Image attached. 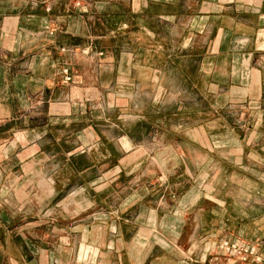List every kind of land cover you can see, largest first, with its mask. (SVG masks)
Wrapping results in <instances>:
<instances>
[{
  "label": "crops",
  "instance_id": "0c3cea01",
  "mask_svg": "<svg viewBox=\"0 0 264 264\" xmlns=\"http://www.w3.org/2000/svg\"><path fill=\"white\" fill-rule=\"evenodd\" d=\"M142 64L151 65L150 74L136 70ZM175 64H185L178 89L166 75ZM67 66L73 82L64 80ZM193 89L243 101L256 115L232 121L230 135L185 137L187 144L230 143V157L219 154L215 172L229 170L230 182L216 177L186 193L183 184L179 193L171 181L185 182V165L174 157V139L135 138L123 129L119 136L101 135L91 97H110L105 106L111 111L131 96ZM54 96L48 122L0 151V264H208L219 240L258 242L264 234V219L253 218L251 204L264 197V0H0L1 117L38 112ZM59 123L70 131L48 137L50 125ZM151 140L163 147L148 149ZM110 159L119 162L101 172L107 176L102 183L92 171ZM84 174L90 178L78 184ZM35 175L51 182L53 195L66 193L54 211L59 233L51 238L65 242L56 251L15 244L8 198L30 191ZM80 192L88 206L78 233L63 224L77 222L72 207ZM28 226L21 236L32 243ZM79 239L92 248L77 251ZM67 246L70 251H61ZM79 253L87 258L79 260Z\"/></svg>",
  "mask_w": 264,
  "mask_h": 264
},
{
  "label": "rangeland",
  "instance_id": "374dc122",
  "mask_svg": "<svg viewBox=\"0 0 264 264\" xmlns=\"http://www.w3.org/2000/svg\"><path fill=\"white\" fill-rule=\"evenodd\" d=\"M136 66H138L136 70L142 75L151 73L149 70L151 65L142 64ZM161 66L163 68L161 69L162 72H166L164 65H158V67ZM188 66L193 68L191 70L195 71V67L191 65ZM128 67L131 68V65H121V68H125V70H127L126 68ZM173 68L174 69H171V71L166 72L168 77H172V81H169L168 84L178 89L182 83L178 80V76L181 74L185 76V64H175ZM56 98L57 96H54L53 99L50 100L49 97L38 112L26 113L21 111L12 121H7L0 115V151L5 150L7 141L12 139H23L27 136V131H31V129L37 128V126L45 125L50 119L51 106ZM91 98L93 99L92 109L94 123L98 133L103 136L109 133L113 136H119L123 131H126L129 132L131 136H135V138L145 139L157 136L159 138L158 141L165 137H172L174 139V157L175 159H179V163H182L180 165H185V182H183L184 179H179L178 181L175 178L171 181L172 184H175L174 191L177 189V184L180 185L178 186L179 193L183 190V184H185L186 193L189 189H195V185L200 182L207 184L213 183L216 177L219 184H228L230 182L229 170L223 175L216 176V173L220 170V168L217 169V167L220 166V164L217 163L218 160H220L219 154L222 155L221 158L223 159L230 157L228 154L230 143H217L215 145L187 144L185 143V137L230 135L229 125L232 121H237L240 124V121L252 119L255 117L253 115H256L255 113L251 115L246 107L242 106L245 104L243 101L230 102L229 96L220 98L214 95H201L194 89L190 90L189 94L184 93L183 95L174 93L173 95L159 96H150L147 94L135 97L131 96L121 107L112 108L111 111H107L105 106L107 105V101L110 100V97H102V99H100V97ZM99 103L104 107L99 105ZM107 120L115 122V124L120 127L109 128ZM217 123L220 124L218 125ZM121 129H123V131ZM237 130L240 133L243 128L239 127ZM49 131L48 137L53 138L54 136L58 137L63 133L69 132L70 128L59 123L50 125ZM216 131L218 132L216 133ZM73 132H76V129H74ZM125 145L126 147L129 146L128 144ZM146 146L151 150L163 147V145L156 140H151ZM183 159H185V164ZM17 162L18 160L14 159V163ZM118 162L117 159L98 161L92 173L94 176L98 177L102 183H105L107 176L104 174L101 175V172ZM18 170L19 169L16 168L14 172L16 173ZM14 177L16 178V176ZM89 178V176L84 174L78 178L76 182L78 184H85L86 180ZM249 178L251 180L255 179L254 177ZM164 180V177H161V181ZM30 182V191L26 193L13 191L8 198V207H10V212L13 216L11 217V228H13L12 230L16 238L15 244L18 247L20 246L24 251H34L33 249L36 251H56L55 248H59L60 245L64 246L65 242L64 240H60L59 242L57 239L52 240L51 238L53 235L59 233V231L56 232L54 228V211L57 208V203L62 200L66 193L63 192L58 195H53L51 190H49L50 186H52L51 182L46 181V177L42 175L31 176ZM259 182L261 181L257 179L255 183L260 184ZM239 183H241L240 185L245 184V177L239 178ZM39 185L41 188H38ZM114 186L116 187V184ZM115 190H117V188ZM83 194V192H80L79 198L81 201L77 206L72 207V214L74 218L76 217L77 222L73 224H63V226H70L74 229L78 227V233H81L84 229L85 221L81 218L84 217L88 206L87 199ZM1 195L2 193H0V199L2 197ZM251 204L254 209L253 218L259 220L264 219V197L255 196ZM2 209H5V205L0 206V211ZM59 211L58 209L56 212L59 213ZM27 225H29L27 229L28 234H25V236L29 237L32 243L21 236L22 227ZM257 239L264 251V234L260 235ZM78 242L77 251H81L82 245L86 247L89 246L84 242L80 245V239ZM61 251L70 250L67 246L66 248H62ZM79 255V260H85V258H87L84 254L82 255L79 253Z\"/></svg>",
  "mask_w": 264,
  "mask_h": 264
},
{
  "label": "built area",
  "instance_id": "2783aa9c",
  "mask_svg": "<svg viewBox=\"0 0 264 264\" xmlns=\"http://www.w3.org/2000/svg\"><path fill=\"white\" fill-rule=\"evenodd\" d=\"M80 5V2L77 3ZM65 82H73L74 74L70 66L63 69ZM208 264H264V251L259 242L244 238H224L210 249Z\"/></svg>",
  "mask_w": 264,
  "mask_h": 264
}]
</instances>
